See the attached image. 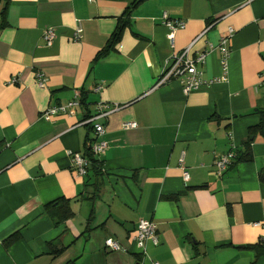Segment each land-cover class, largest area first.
<instances>
[{"label":"crops","instance_id":"0c3cea01","mask_svg":"<svg viewBox=\"0 0 264 264\" xmlns=\"http://www.w3.org/2000/svg\"><path fill=\"white\" fill-rule=\"evenodd\" d=\"M133 1L0 0V264H252L264 238V128L256 129L264 111V0ZM128 7L120 41L97 58ZM165 12L186 23L173 46ZM209 25L191 55L234 28L226 78L213 50L199 67V88L185 93L177 80L153 88L171 56ZM48 27L52 46L41 39ZM76 95L81 106L41 116ZM99 102L119 106L101 120L102 176H79L71 155L93 137L84 120ZM246 147L252 159L239 161ZM231 149L235 158L218 176L214 160ZM61 197L73 214L56 225L45 205ZM140 219L158 228L159 243L147 241L144 252L135 239ZM56 238L59 253L48 245ZM107 238L123 250L105 248Z\"/></svg>","mask_w":264,"mask_h":264},{"label":"built area","instance_id":"2783aa9c","mask_svg":"<svg viewBox=\"0 0 264 264\" xmlns=\"http://www.w3.org/2000/svg\"><path fill=\"white\" fill-rule=\"evenodd\" d=\"M163 24L168 28V40L173 46L176 31L183 29L186 25L184 20L169 18L167 13H163ZM211 25L207 26L202 32L194 38V40L179 53H175L171 56L170 60L164 65L153 88L165 85L171 81L177 80L180 82L182 90L188 93L192 90L199 88V86L205 83L202 76V71L199 69L206 62L207 55L213 50H217L220 54V62L222 65L223 78H226L227 64L230 55V40L234 34V28L229 27L227 32L220 37L217 45L207 43V46L202 51L191 55L193 46L205 35ZM82 28L78 25L75 28V39L81 38ZM56 38L55 29L53 27L45 28L41 39L45 46H52ZM36 80L39 86L43 87L46 84V75L42 72H36ZM12 83H16V78L11 80ZM260 84L264 85V74L260 75ZM102 86H97L96 91L101 89ZM81 96L76 95L73 99L63 104H50L42 112L41 116L50 120L60 114L67 113L72 107L81 106ZM118 105L110 106L109 104L99 102L96 106V111L93 114H89L85 117L84 123L92 127L93 137L88 142L86 149L90 152L94 158L100 160L104 150L106 148V142L97 140V138L104 133V123L101 121L105 119L110 112L117 109ZM124 128H135V122H126L123 124ZM235 158V152L233 149L226 153L217 155L213 166L218 176H222L226 169L232 164ZM184 157L183 154L179 158V163L183 171V178L185 181L189 179V174L186 168L183 166ZM71 167L74 172L79 176H85L88 173L90 167V160L80 152H75L71 155ZM135 239L141 252H144L147 241H151L154 244L159 243L157 224L150 219H140L136 228ZM264 242V238L261 239ZM105 248L109 250H123V247L119 242L113 238H107L104 242ZM154 264H158L154 262Z\"/></svg>","mask_w":264,"mask_h":264},{"label":"trees","instance_id":"16d2710c","mask_svg":"<svg viewBox=\"0 0 264 264\" xmlns=\"http://www.w3.org/2000/svg\"><path fill=\"white\" fill-rule=\"evenodd\" d=\"M140 1H142V0H134L132 3V6L138 4ZM130 9H131V7H128V9L125 13L126 18L122 17L119 19L116 30L112 33V35H111L107 45L105 46V48L101 52H99V54L97 55V58L105 55L107 52L112 50L114 48V46L120 41L121 35H122L124 29L129 24L127 16H129ZM81 101H83V100L81 99ZM261 117H262V121L256 127V129L264 128V111H261ZM84 155L90 160V163H91L90 167L88 169V173L91 171L93 176H95L96 178L102 176L101 169H100V167H101L100 160L97 158H94L93 155L90 152H88L87 150L84 151ZM251 159H252V154H251L249 147H246V151L243 153V155L241 157L238 158L239 161H241V160L249 161ZM260 177L262 180H264V173H262L260 175ZM69 203L70 202L68 199L61 197V198H59L53 202H49L45 205L46 212L48 214H50L52 220L54 221V223L56 225L61 224L63 221H65L70 216H72L73 212L69 206ZM52 207H54V209ZM18 238H19V233L18 232L13 233L5 239V244L10 245L13 242H15ZM58 243H59L58 238L48 242V245H49L50 249L52 250V252L59 253L62 251L63 246L61 245V247H58L57 246V245H59ZM253 249L255 252V257H254L252 264H255V260L257 259V257L264 255V242H260L257 245L253 246Z\"/></svg>","mask_w":264,"mask_h":264}]
</instances>
